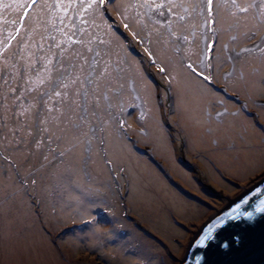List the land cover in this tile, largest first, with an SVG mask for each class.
Instances as JSON below:
<instances>
[{"label":"snow or ice","instance_id":"1","mask_svg":"<svg viewBox=\"0 0 264 264\" xmlns=\"http://www.w3.org/2000/svg\"><path fill=\"white\" fill-rule=\"evenodd\" d=\"M15 6L25 10L24 16L11 21L16 27L6 36L0 35V178L10 175L25 195L29 184L35 187L39 180L52 197L72 192L82 204H94L93 193L79 181L91 176L99 157L112 181L104 186H116L108 136L127 138L126 117L138 107L125 99L135 88L131 82L125 84L123 62L111 59V40L96 32L100 20L116 35L106 14L118 5L115 0H30ZM11 7L0 0V8ZM128 7L143 9L137 15L159 25L138 42L173 50L180 66L194 77L211 82L215 70L229 62L233 67L228 83L264 89V0H137ZM141 22L136 19L138 25ZM123 26L130 30L129 23ZM225 33L230 35L221 43ZM240 40L247 43L238 47ZM144 50L155 62V54ZM193 54L199 66L191 60ZM246 65L254 67L246 72ZM251 103L264 112V98ZM143 117L141 112L139 118ZM123 171L121 167L115 175ZM15 195H0V215ZM248 203L245 195L230 211L211 217L189 247H206L225 220L251 224L256 213H264V199L250 205L251 210L243 207ZM233 239L239 245L240 236ZM221 246L229 247L227 242Z\"/></svg>","mask_w":264,"mask_h":264},{"label":"rangeland","instance_id":"2","mask_svg":"<svg viewBox=\"0 0 264 264\" xmlns=\"http://www.w3.org/2000/svg\"><path fill=\"white\" fill-rule=\"evenodd\" d=\"M139 69L132 65L142 79ZM195 110L184 112L182 117L187 119L181 118L182 131H172L169 136L173 141L184 137L186 150L196 154L184 161L187 170L175 158L166 160L167 173L147 157L114 153L116 186L109 188L104 186L112 183L109 172L97 164L96 157L91 178L79 181L84 189L92 185L87 190L93 193L94 204H82L72 192L52 197L39 180L35 187L29 184L25 195L10 175L0 178V195L16 194L0 215V264H180L203 223L229 203L226 197L235 199L244 192L235 184L245 183L246 176L261 172L264 166L259 161L264 143L232 159L240 165L237 160L246 158L241 167L229 171L222 167L220 172L206 166L211 161L200 155V130L209 123L203 108L200 115ZM214 129L211 127V133ZM152 146L163 155L172 148L162 142ZM121 166L124 171L116 176Z\"/></svg>","mask_w":264,"mask_h":264},{"label":"flooded vegetation","instance_id":"3","mask_svg":"<svg viewBox=\"0 0 264 264\" xmlns=\"http://www.w3.org/2000/svg\"><path fill=\"white\" fill-rule=\"evenodd\" d=\"M4 2L13 5V7L5 9V12L0 13V35L6 36L9 29L16 27L11 24V21L19 22L20 17L24 16L25 10L23 9L19 14L15 5L17 3L24 4L25 0H4ZM135 3L137 0H115L118 7L110 6L107 10L108 23L112 25V32L116 35L109 33L107 25L97 20V23L101 24V28L96 30L98 35L105 40H111V45L108 48L111 59L113 62H123L121 66L124 69L123 76L126 86L131 82L135 88V93L132 95H128L126 92L125 99L128 104L138 105V107L130 109L131 115L126 117L127 124L130 126L127 138L115 133L108 136L107 155L111 159L116 157L114 153L147 157L156 167H160L167 173L166 160L175 158L180 160L179 165L185 168L184 161H190L196 157V154L186 150L184 137L173 141L169 136L172 131H182L180 128L181 118L187 119V116L182 117L184 112H193L196 109L195 112L200 115V108L204 109L206 122L209 123L204 130H200V139L203 141V143L200 141V155L208 158L213 164L205 163L206 166L217 167L216 169L221 172L223 168L218 162L220 158H238V154L245 152L248 148L253 151L261 143H264V132L261 131L264 129V112H260L251 103V99L264 98V89L246 88L243 84L228 83L227 74L232 71L233 67L229 62H225L222 68L215 70L213 81L204 82L180 66V61L177 59L179 54L173 50L162 51L161 46L155 42L140 44L138 40L146 37L154 27H159V25H155L154 21L149 20L146 16H138L137 14L142 13L143 9L128 7ZM125 8L127 11H124ZM28 11L31 14L32 10ZM124 16H127L128 20H124ZM136 19L142 22L138 25ZM124 23H129L130 30L124 28ZM133 33L136 34V38ZM229 35L225 33L221 43L227 41ZM246 43V41L240 40L237 42V46L242 47ZM145 48H149L155 54V62L149 58ZM191 60L199 66L198 55L193 54ZM187 62V60L184 61V63ZM215 63L216 61H214ZM135 64L140 67L139 76L142 79H138L132 70V65ZM239 67L237 65V68ZM251 67L254 65H246L245 71L248 72ZM161 68L164 71H161ZM128 92H131V89H128ZM136 96H139V99H136ZM141 112L144 113L143 119L139 118ZM218 112L224 113V115L217 117ZM200 122H203L202 126L206 124L203 117ZM247 125L248 131L245 130ZM211 127L215 128L212 133ZM206 135L211 137L205 139ZM211 138L212 142H209ZM154 142L171 144L172 148L164 155L163 153L159 154L156 147L152 146ZM229 145L235 147L230 149ZM202 147L206 149L202 150ZM190 148L193 147L190 146ZM97 158L99 161L97 164L104 166L99 157ZM259 161H264V150L260 153ZM185 169L187 170L188 167ZM261 169L260 171L264 173V166ZM261 172L246 176L245 183H236L235 186L240 188L239 191H245L253 184H257V179L264 178L261 176ZM90 178L91 176L84 179L89 180ZM85 188L91 190L92 185H87ZM96 191H99L98 186ZM226 198L228 201L231 200Z\"/></svg>","mask_w":264,"mask_h":264},{"label":"water","instance_id":"4","mask_svg":"<svg viewBox=\"0 0 264 264\" xmlns=\"http://www.w3.org/2000/svg\"><path fill=\"white\" fill-rule=\"evenodd\" d=\"M257 188L259 191L253 195ZM245 195L248 197L249 203L243 207L251 210L250 205L264 199V178L247 188L235 199H231L214 215H223L224 212L230 211L234 203ZM201 228L191 239L189 245L194 244ZM213 235L215 239L206 241V247L188 246L180 264H264V213H256L255 220L251 224L225 220L224 225L215 230ZM237 235L241 238L239 245L233 239ZM225 242L229 247L221 246Z\"/></svg>","mask_w":264,"mask_h":264},{"label":"bare ground","instance_id":"5","mask_svg":"<svg viewBox=\"0 0 264 264\" xmlns=\"http://www.w3.org/2000/svg\"><path fill=\"white\" fill-rule=\"evenodd\" d=\"M200 111H201V108H200ZM226 128V127H225ZM245 130L248 131V125L245 127ZM250 133H251V129H250ZM222 155V154H221ZM220 155V156H221ZM246 159V158H245ZM245 159H242V160H237V162L240 163V165H238V163H235L233 161L235 160H232V159H229V158H220L219 159V162L221 164V166L226 169L227 171L231 170L232 167H235V166H240L241 167V163L243 160Z\"/></svg>","mask_w":264,"mask_h":264}]
</instances>
